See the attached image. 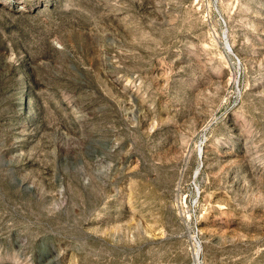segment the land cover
I'll list each match as a JSON object with an SVG mask.
<instances>
[{
	"label": "rangeland",
	"instance_id": "374dc122",
	"mask_svg": "<svg viewBox=\"0 0 264 264\" xmlns=\"http://www.w3.org/2000/svg\"><path fill=\"white\" fill-rule=\"evenodd\" d=\"M0 264H264V0H0Z\"/></svg>",
	"mask_w": 264,
	"mask_h": 264
},
{
	"label": "water",
	"instance_id": "95a60500",
	"mask_svg": "<svg viewBox=\"0 0 264 264\" xmlns=\"http://www.w3.org/2000/svg\"><path fill=\"white\" fill-rule=\"evenodd\" d=\"M230 52H231V54H233L232 51H231V49H230Z\"/></svg>",
	"mask_w": 264,
	"mask_h": 264
}]
</instances>
